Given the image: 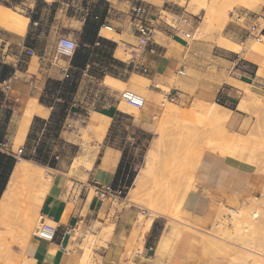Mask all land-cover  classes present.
Here are the masks:
<instances>
[{
  "label": "rangeland",
  "instance_id": "rangeland-1",
  "mask_svg": "<svg viewBox=\"0 0 264 264\" xmlns=\"http://www.w3.org/2000/svg\"><path fill=\"white\" fill-rule=\"evenodd\" d=\"M0 1L15 3L18 0ZM152 1L162 3L161 0ZM180 2L189 12L197 14L192 18L193 31L186 36L190 42L197 40L203 43L197 48L193 62L195 66H190L184 75H180L181 78L187 77L184 83L176 75L168 80V84L157 83L161 91L156 96L160 112L155 114V120H151L153 139L147 147L154 151L153 168L147 172L143 185L135 191V197L129 195L132 181L135 179L133 177L121 199H107L109 207L116 213L114 220H118V227L109 220L105 223L94 220L95 225L91 229L82 232L79 227L71 233L68 249H74L78 258L76 264H246L245 258H242L246 251H242L244 248L241 245L249 242L253 249L257 248L255 250L263 253L255 256L257 262L253 264H264V55L254 50L256 47H264V0ZM13 9L18 14H24L26 11L21 6ZM50 11V5H47L46 1L39 5L38 13H43L44 17H49ZM171 16L170 12L161 11L160 17L165 21ZM125 20V16H122L118 26L104 22V25L110 26L115 33V29H121L120 35H115L111 30H106L108 34L103 32L107 36L103 38L112 42L114 47L117 43L112 37H117V56L124 60L130 58L132 47L137 42L136 27L129 25V19L126 22ZM226 26L229 34L224 32ZM0 27L9 29L2 21ZM71 39L80 41L78 34H73ZM229 41L242 43L243 46L238 51L229 50L226 47ZM42 44L43 46L38 41V50L41 52L45 49V41ZM110 49L109 43L105 42L97 51L99 60L104 61V72L95 71L97 80L86 79L79 90L60 92L69 102L72 98H77L75 103L77 100L78 104H67L68 110L71 109L67 128H76L82 132L81 138L84 141L89 139L87 131H92L98 126H107L106 123H101L96 115L93 119L97 124L86 126L85 132L82 125L87 120L83 116L86 107L92 110H112L118 106L121 110L138 113L149 101L148 80L141 82L142 87L148 86L143 87L142 93L135 88L140 84V79H144L139 76L142 71L129 74L121 61L109 56ZM60 62L63 63V60ZM198 64L201 66H197ZM105 73L115 78L122 77L126 82H119L110 76L103 78ZM172 87L175 92L186 94L187 98L185 101L175 99L160 106L163 92ZM127 89L135 90L144 96L145 102L141 108L128 104L121 98V92ZM1 97L0 94V99ZM80 100L83 102L80 103ZM211 103L228 109L223 108L220 112L221 121L211 119L205 114L206 109L209 112L212 108ZM240 106L243 107L240 109ZM102 117L108 119L103 115ZM125 125H131V121L123 119L120 126ZM16 149L17 146L14 147V150ZM145 149L138 147L132 150L137 164L135 174L144 165L148 150ZM200 150L202 157L194 165L192 161ZM67 153L69 155L74 152ZM218 157L249 164L251 171L249 184L243 193L234 202L227 204L216 201L215 194L199 186L204 183L211 187L215 185L218 179L215 158ZM20 158L31 165L40 166L44 181L48 180L49 186L54 183L51 171L44 167L45 160L37 161L23 156ZM77 160L80 162V158ZM72 186L70 181L66 182L69 194L75 192ZM185 192L180 209L177 204L180 205ZM193 194L197 196V201L189 208L187 198ZM229 206L237 208L240 213L234 214L231 208L228 209ZM71 207L69 205L67 214L71 212ZM14 212L15 210H12L9 213L0 227V259L5 260L6 250L11 247L13 256L20 262L23 258L31 257L25 254V248L35 239L33 233L40 212L39 209L29 211V221L33 223L28 232L24 233L26 236L20 234L17 226L20 217H14ZM150 215L151 223L154 222L152 230L149 231L150 226L146 229L143 225L141 232L136 236L138 239L130 242L132 230L140 216L146 220ZM124 218L127 224L123 223L125 226L121 227L120 223ZM45 222L56 226L50 219L46 218ZM107 224L111 226L110 232L108 235L101 234L102 228ZM239 255H242L241 258Z\"/></svg>",
  "mask_w": 264,
  "mask_h": 264
},
{
  "label": "crops",
  "instance_id": "crops-1",
  "mask_svg": "<svg viewBox=\"0 0 264 264\" xmlns=\"http://www.w3.org/2000/svg\"><path fill=\"white\" fill-rule=\"evenodd\" d=\"M43 1L50 5L49 17L48 15L44 17L41 12L38 13L39 5ZM91 1L86 18L89 21L102 20L103 25L97 30L93 45H86L85 67L77 71L75 90H79L86 79L88 81L97 80L95 71H101L104 66V61L97 57V51L102 46L101 41L99 42L100 37L107 38L101 33L102 29L108 26L104 25L105 21L118 26L121 17L125 16V22L129 19V25L135 26L130 8L132 5L141 3L146 6L147 17L155 20V27L148 46L141 53H135L133 46L130 58L124 60L118 57L119 45L116 36L112 37V40L117 44L110 51V57L121 61L129 74L139 72L140 67L146 68V72L140 73L139 76L150 82L147 88L149 101L138 113L121 110L118 106L112 110H92L86 107L83 116L87 120L82 125L85 132L86 126L97 124L93 116L103 115L108 118L106 127L98 126L93 128V132H86L89 138L87 141L81 138L83 133L78 129L67 128L71 114V109L68 110L67 104H78L77 100L75 103L77 98H72L69 102L60 93L64 91L62 83L65 80L64 71L67 69L70 74L66 80L75 78L76 68L71 63L72 56L60 55L62 58L53 59L57 39L61 36L71 38L73 34L80 35L85 27L82 20L87 13L84 9L85 1L18 0L15 3L0 1L1 6L13 11V7L21 6L26 11L24 14H19L28 18L24 35L0 27V94L2 96L0 99V151L8 153L15 151V146L22 147L21 156L29 159L38 152H47L48 162L44 164V167L51 171L54 180L40 205L39 212L43 219H50L56 224V234L51 243L41 242L36 238L29 242L25 248V254L33 258V264H76L78 258L74 249H68L71 233L75 229L80 227V230L85 232L95 225H93L94 220L100 223L109 220L115 224V227L118 225V220H114L116 213L114 214L113 209L109 207L108 200L100 201L95 196L92 186L95 183H109L114 187L120 184L126 186L132 174L135 178L137 164L132 150L138 147L147 149L153 139L151 114L160 112L156 96L161 91L157 83L168 84V80L175 75L181 82H186L187 77L181 78L177 70L184 66L186 72L190 66H195L193 62L197 48L203 44L197 40L190 42L186 37L193 31L192 18L197 14L189 12L180 0H161L162 3L152 0ZM162 10L172 15L186 16L190 20V25L185 26L187 33H177L165 23L164 19L161 20L159 17ZM34 21L37 24H34ZM115 31L116 33L111 28V32L117 36L122 33L121 29H115ZM224 32L229 34L227 26ZM38 41L42 46V42L45 41L43 52L38 50ZM228 43L243 46L242 43L236 41ZM25 47H32L35 55L24 54ZM60 60H63V63ZM231 63L233 65V61ZM135 64H138L139 68H135ZM108 76L119 82H126L121 79L122 77L115 78L106 73L103 78ZM175 93V99L178 101H185L187 98L186 94ZM30 102L36 104V110L32 113L27 126L22 128L23 114ZM63 103L65 104V109L62 111L64 114L60 117ZM59 117L60 121L57 123ZM123 119L130 120L131 125L120 126ZM70 151L74 153L68 155L67 152ZM79 158L80 162L77 160ZM215 161L218 167V179L215 185L211 187L204 183L199 186L215 194L216 201H222L223 204L234 202L249 184V174H251L249 164L219 157L215 158ZM67 181L72 183L74 193L67 192ZM187 199V207L192 208L197 201V196L193 194ZM69 205L72 206L71 212L67 214ZM230 208L235 207L229 206L228 209ZM122 220L120 224L124 227L123 223L127 224V220L126 218ZM153 225L154 222L151 223L149 231L152 230Z\"/></svg>",
  "mask_w": 264,
  "mask_h": 264
},
{
  "label": "bare ground",
  "instance_id": "bare-ground-1",
  "mask_svg": "<svg viewBox=\"0 0 264 264\" xmlns=\"http://www.w3.org/2000/svg\"><path fill=\"white\" fill-rule=\"evenodd\" d=\"M0 21L6 23L9 26V30H11V31H13V32H15L17 34H20V35L23 34L24 35V33L26 31L27 23H28V18H26V17H24V16H22V15L16 13V12H14L10 8H7V7H4V6H1L0 5ZM106 30H111V27L105 26L104 29H102V32H101L102 35L105 36V34H108ZM228 48L233 49L235 51H238V50H240L241 46L239 44H235V43H228ZM254 50L257 53H259L261 55L262 54L264 55V47H262V48L256 47ZM140 80H141V81H139L140 84L138 85V83H136L138 86H136L135 88L138 89L142 93L144 91V88L147 87V85L143 86L144 87L143 88L141 86L142 85L141 82H142V80H145V79H140ZM243 101H245V100H243ZM35 105L36 104H34V102H30L29 105H27V108L25 107L26 109H25V112L23 114V118H22V121H21V127L22 128H25L27 126V124L29 122V119L31 118L32 113L36 110L35 109ZM210 105H211L212 108L211 107H210L211 109L209 108L210 109L209 112L206 109V113L205 114H208V117H211V119L214 118L216 120L218 119V120L221 121L222 114L220 112L223 110L224 107H222L221 105H219L217 103H211ZM243 105H244V103H243ZM241 107H243V106H240V109H241ZM40 111H41V109H40ZM97 119H100L101 120L100 121L101 123L103 122V123H106L107 124L106 121H108V119H105L102 116H100V117L97 116ZM196 122H197V120H196ZM170 148H171V146H170ZM175 153H177V152H175ZM197 153L198 154L195 156V159H193L192 156H191V159H193L192 163L194 162V165H196L197 160L199 161L200 160L199 158L202 157L201 156L202 151L201 152H197ZM194 155H195V153H194ZM170 156H172V155H170ZM154 158H155L154 157V151H153L152 148H149L146 151V154H145L144 165L137 172L136 177H135V179L133 181V185L130 188V191H129V195L130 196H133L134 193H135V191L138 190L143 185L144 181H146L145 179L147 178V175H148L147 172L148 171H151V169L153 168ZM174 160H177V159H174ZM171 162H173V160ZM171 162H169V163H171ZM167 163H168V161H167ZM173 163H171V164H173ZM188 167H190V166H188ZM39 168H40V166H38V165H36V166L31 165L28 161H26L24 159H21V158H19L16 161V163L14 164L13 169L11 170V173H10V176H9V180H8V182L6 184V187H5L4 191L2 192V194L0 196V227H1V224L4 223V221L7 218V216L10 215L9 213H11L12 210H15V212L13 213L14 217H17V218L20 217L17 226H18V229L20 230V234L21 235L22 234L25 235L24 233L28 232L27 230L32 227L31 226V223H33V222L31 221V223H30V221H29V218H30V216H29L30 215V212L29 211L30 210L37 211L40 208V205L42 204L43 199L45 197V190L49 186L48 180L44 181V178L45 177L43 178V174L41 173V171H40ZM187 169L188 170L189 169L192 170V168H187ZM157 179H159V176H158ZM172 194H174V193L172 192ZM185 195H186V192L182 195V199L180 197V199H181L180 205H179V203L177 204L180 209H181V205H182V203L184 201ZM134 197H135V195H134ZM166 198L167 197L165 196L164 199H166ZM155 199H157V198L155 197ZM135 201H133V202H135ZM167 201H168V199H166V202ZM176 208H178V207H176ZM231 209H232V212H234V214H239L240 213V210H238L237 208H231ZM144 219L142 218V216H140V218L138 219V221L135 223L134 228H133L132 233H131V236H130V242H132L134 239L137 238L136 236L139 235V232H141L140 229H141V227L143 225H144V228H146V229L150 226L151 221H152V216L150 215L148 219H146V220H144ZM110 227L111 226L109 224L105 225L102 228V230H101L102 231L101 234H104V235L107 234L108 235V233L110 232ZM237 243L240 245L239 242H237ZM245 244L246 245H244V244L241 245V247L244 248L242 251H244V250L246 251L245 253H243L245 257L242 256V255H239V258H241L240 256H242V258H245L246 264H253L254 262H257L256 259H255L256 258L255 256H257V255H263V253L259 252L258 250H255L257 248L253 249L254 247H252V244L250 242L249 243H245ZM10 248H7V250H6L5 260L4 259L3 260L0 259L1 260L0 261V264H2V263L4 264L5 262L7 264L8 263H11V262H15L17 264H33V258L32 257L23 258V259L20 260V262H19V260L17 261V258L13 256L12 250ZM235 251H237V250H235ZM239 252H241V251H239ZM13 260H15V261H13Z\"/></svg>",
  "mask_w": 264,
  "mask_h": 264
},
{
  "label": "built area",
  "instance_id": "built-area-1",
  "mask_svg": "<svg viewBox=\"0 0 264 264\" xmlns=\"http://www.w3.org/2000/svg\"><path fill=\"white\" fill-rule=\"evenodd\" d=\"M84 1H85L84 9L87 13L82 18L83 21H85L87 17L86 15L89 13L88 11L90 8V4L92 3L91 0H84ZM130 13L133 19L135 20V27L137 31V42L134 45V52L139 54L148 46L149 41L151 40L155 27V20H152L149 17H147L145 4L139 3L137 5H132L130 8ZM94 17L96 18L97 16ZM159 18L162 20L161 17ZM33 23L37 24L36 21H34ZM165 23L171 28H173L177 33H187V31L185 30V26L190 25V20L186 16L172 15L168 21H165ZM76 47H77L76 40H73L65 36L59 37L55 46L53 59L57 58V56L60 55L71 57ZM23 53L29 56H33L35 55V50L32 47H25ZM135 68H139L138 64H135ZM139 69L142 72H146V68L140 67ZM177 74L179 75L185 74V67L181 66L177 70ZM69 77L70 74L66 69L64 71V78L67 79ZM175 97H176V93L174 89L164 91L163 98L162 100H160L159 103L160 106H163L165 102H173L175 100ZM121 98L128 104H131L137 108H141L145 102V98L142 94H140L135 90H130V89L122 91ZM151 119L155 120L156 115L151 114ZM22 152H23L22 147H19L15 151L8 152L7 154L13 156L16 160H18L21 157ZM92 187L95 192V196L100 201H103L105 199H111L114 201L119 200L124 196L127 189V187L123 184L114 187L112 184L109 183H95ZM56 228L57 226H53L45 222V219L39 216L38 224L35 227L33 236L41 242L51 243L55 238Z\"/></svg>",
  "mask_w": 264,
  "mask_h": 264
},
{
  "label": "trees",
  "instance_id": "trees-1",
  "mask_svg": "<svg viewBox=\"0 0 264 264\" xmlns=\"http://www.w3.org/2000/svg\"><path fill=\"white\" fill-rule=\"evenodd\" d=\"M31 18L32 19L34 18L33 15H31ZM84 23H85V27L83 28L82 32L79 35L80 41L77 42V47L74 50L71 59V63L73 64V67L76 68L75 78L73 80L65 79L64 81H62V83L64 84V90L66 91L75 90V87L77 85L75 79L78 76L77 71L85 67L86 51H87L86 45L87 44L93 45L96 39L97 30L99 29V27L103 25L102 20L89 21L88 18L85 19ZM100 41L102 44L105 42L109 43V45L111 46L110 51L114 48V44L112 42H108L105 38L100 37L99 42ZM110 51H109V56H110ZM3 66H7V65H3ZM102 72H104V70H102ZM63 109H65V104L62 106V109L60 110V117L61 115L63 116L64 114L62 112L64 111ZM60 117L58 118L59 120L57 119V123L60 121ZM56 126L59 127L58 125ZM0 138H1V134H0ZM31 158L37 161L45 160L46 163L48 162L47 152H38L37 155H34ZM15 161L16 159L13 156L0 151V196L2 191H4L3 189H5L4 187L6 185L7 180L9 179L8 177L10 176ZM132 175L126 183L127 188H128V184H130L133 178Z\"/></svg>",
  "mask_w": 264,
  "mask_h": 264
}]
</instances>
